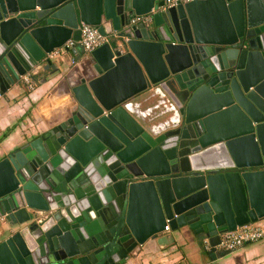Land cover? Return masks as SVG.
<instances>
[{"label":"water","instance_id":"water-1","mask_svg":"<svg viewBox=\"0 0 264 264\" xmlns=\"http://www.w3.org/2000/svg\"><path fill=\"white\" fill-rule=\"evenodd\" d=\"M82 24L107 40L0 159V264H125L264 220V0H0V92L61 72Z\"/></svg>","mask_w":264,"mask_h":264},{"label":"crops","instance_id":"crops-1","mask_svg":"<svg viewBox=\"0 0 264 264\" xmlns=\"http://www.w3.org/2000/svg\"><path fill=\"white\" fill-rule=\"evenodd\" d=\"M76 44L75 53H62L69 59L67 66L60 59L55 60L54 64L62 68L61 72L53 76H48L47 72L39 73L35 81L30 78V86L20 76L0 92V159L24 140L43 132L63 109L68 100L67 85L76 83L85 75L86 53L79 42ZM135 102L142 111H148L154 104L148 96ZM5 228L6 224L2 223L0 234L3 237ZM209 244L206 246L205 239L200 240L185 229L182 234H175V243L170 246L161 247L155 240L147 241L125 264H264V238L246 243L232 252Z\"/></svg>","mask_w":264,"mask_h":264},{"label":"built area","instance_id":"built-area-1","mask_svg":"<svg viewBox=\"0 0 264 264\" xmlns=\"http://www.w3.org/2000/svg\"><path fill=\"white\" fill-rule=\"evenodd\" d=\"M188 1L190 0H165V4L167 6H172L177 3H185ZM150 14L151 13L145 15H135L131 18V21L137 22L147 20ZM80 29L81 37L78 42L85 52L95 49L107 40V36H102L94 26L82 24ZM22 80L29 85L31 81L29 74L22 75ZM261 222L262 221L247 223L237 226L233 230H228L219 234V242L215 246L225 252H232L239 249L246 243L256 242L264 238V224ZM165 229H167V227H165ZM207 240L208 239H205L206 246L209 244Z\"/></svg>","mask_w":264,"mask_h":264},{"label":"trees","instance_id":"trees-1","mask_svg":"<svg viewBox=\"0 0 264 264\" xmlns=\"http://www.w3.org/2000/svg\"><path fill=\"white\" fill-rule=\"evenodd\" d=\"M261 223H263V222H261ZM264 224V223H263Z\"/></svg>","mask_w":264,"mask_h":264}]
</instances>
